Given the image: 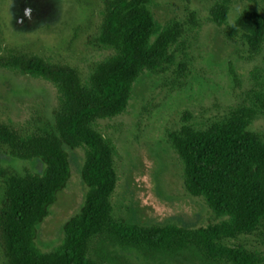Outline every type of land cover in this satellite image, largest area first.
<instances>
[{
  "label": "trees",
  "instance_id": "16d2710c",
  "mask_svg": "<svg viewBox=\"0 0 264 264\" xmlns=\"http://www.w3.org/2000/svg\"><path fill=\"white\" fill-rule=\"evenodd\" d=\"M152 0H103L99 34L88 43L113 50L85 78L67 62L46 60L22 50L6 49L0 67L53 84L58 106L53 121L30 128L0 114V254L3 264H264V253L226 243L241 237L264 238V132L252 130L264 114V93L242 106L199 124L185 111L168 140L183 164L184 187L203 199L214 216L224 219L205 228L176 225L144 227L116 217L112 204L119 174L116 150L99 122L124 114L145 73L163 75L187 69L184 24L157 30ZM231 0L217 1L211 18L223 26ZM190 23L197 20L191 14ZM74 29L72 43L79 38ZM240 37L251 58L264 48V17L244 10L228 28ZM179 58L180 61L178 60ZM179 61V62H178ZM260 103V104H259ZM85 148L82 180L87 194L80 213L64 226V238L50 253L37 246V227L67 188L72 169L69 152ZM9 156L38 159L43 173L20 174L6 168Z\"/></svg>",
  "mask_w": 264,
  "mask_h": 264
},
{
  "label": "rangeland",
  "instance_id": "374dc122",
  "mask_svg": "<svg viewBox=\"0 0 264 264\" xmlns=\"http://www.w3.org/2000/svg\"><path fill=\"white\" fill-rule=\"evenodd\" d=\"M10 1L15 5L4 33L0 32L1 48L67 62L80 68L85 78L96 64L115 54L87 42L99 34L102 0ZM217 1L152 0L150 8L156 15L158 31L173 21L184 24L188 66L182 75L177 66L163 75L145 73L128 110L99 122L100 130L116 150L119 182L112 198L116 217L144 227L176 225L186 229L205 228L224 220L216 218L203 199L187 193L183 164L168 140V133L180 124L185 111H191L194 120L204 124L234 108L252 106L257 102L256 95L264 93V48L259 56L251 58L240 37H227L228 28L244 10L257 11L264 17V0H231L228 21L221 27L210 14ZM7 13L2 3L0 17ZM191 14L196 17V25L190 23ZM77 27L81 32L72 43ZM57 106L58 92L53 84L0 67L3 119L33 128L40 125L39 119L53 121ZM252 130L264 132V114L254 121ZM67 151L71 180L37 227L36 243L45 253L61 245L66 222L80 213L87 194L81 176L86 150ZM3 165L20 174L44 171L38 159L22 161L6 156ZM226 244L247 245L264 253V238L257 236Z\"/></svg>",
  "mask_w": 264,
  "mask_h": 264
},
{
  "label": "flooded vegetation",
  "instance_id": "af4514ba",
  "mask_svg": "<svg viewBox=\"0 0 264 264\" xmlns=\"http://www.w3.org/2000/svg\"><path fill=\"white\" fill-rule=\"evenodd\" d=\"M102 2H103V0H102ZM2 3L4 5H6V11L8 12L6 17H3V18L0 17V32H2V34H3L5 31V27L7 26L8 17L9 16L11 17L12 8L15 5V3L13 4L10 0H0V6ZM80 32H81V27H80ZM0 36H1V34H0ZM6 49H8V48H5V47L1 48L0 47V54H2L3 51Z\"/></svg>",
  "mask_w": 264,
  "mask_h": 264
}]
</instances>
